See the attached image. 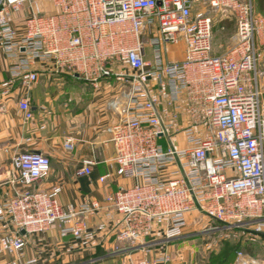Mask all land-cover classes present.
<instances>
[{
	"label": "built area",
	"instance_id": "obj_1",
	"mask_svg": "<svg viewBox=\"0 0 264 264\" xmlns=\"http://www.w3.org/2000/svg\"><path fill=\"white\" fill-rule=\"evenodd\" d=\"M50 2L56 13L46 12L42 0H0V47L20 59L11 76L27 86L37 83L39 74L32 70L37 61L53 62L58 71L92 85L115 76L124 104L112 103L121 115L111 129L114 164L135 185L107 196L105 206L86 202L67 208L59 188L16 189L0 202V225L11 227L0 236V251L15 257L4 264L36 263L23 261L25 235L56 225L63 237L73 238L71 250L88 248L96 234L85 218L101 214L116 232L113 255L149 256L164 243L192 235L264 248V21L254 0ZM23 7L25 32L19 37L12 17ZM218 10L236 19L233 46L222 55L214 49ZM180 44L185 60L170 61V46ZM146 48L152 50L151 62ZM20 109L26 121L33 119L28 100L20 101ZM171 132L183 134L185 147L160 142ZM65 149H74L71 140ZM12 163L19 173L14 186H33L51 168L48 156L32 152L16 155ZM94 165L85 161L77 177L91 176ZM193 214L207 222H191ZM192 225L202 230L188 233ZM179 254L166 247L162 255L127 264H174ZM236 255L235 264H264V254Z\"/></svg>",
	"mask_w": 264,
	"mask_h": 264
},
{
	"label": "crops",
	"instance_id": "obj_2",
	"mask_svg": "<svg viewBox=\"0 0 264 264\" xmlns=\"http://www.w3.org/2000/svg\"><path fill=\"white\" fill-rule=\"evenodd\" d=\"M42 5L48 13L57 12L50 0H42ZM24 13L23 7L12 17L19 37H23L25 32ZM260 41L264 49V27L260 30ZM183 55V50L177 55L171 54L169 49L170 61L181 62ZM21 59H24V54ZM146 60H153L152 50L149 48H146ZM19 62L20 59L9 58L0 47V202L13 196L16 189L25 192L59 188V200L64 208L86 202H99L105 206L107 196L134 186L135 181L125 180L117 174L114 164L116 148L111 142V129L121 121V115L120 108L113 107L112 103L118 102L121 106L124 104L121 100L124 88L116 77L112 76L92 85L65 71H58L53 62L37 61L32 70L39 74V80L27 86L23 80H14L11 76V69L19 65ZM120 71L119 66L114 67V73ZM263 81L264 78V88ZM23 99L30 103L33 112L31 121L25 120L20 109V101ZM67 140L73 142L72 151L65 149ZM163 140L165 145L173 143L178 148L186 145L181 133L171 132L169 136L162 137L160 142ZM28 152L48 156L51 160L50 171L33 186L19 182L14 186L19 173L13 168V158ZM85 161L95 163L92 175L79 178L77 172ZM173 170L175 169L171 168L170 172ZM106 175L110 178L101 183L100 179ZM198 218L207 222L196 214L190 220L194 222ZM85 221L89 230L96 234L88 248L71 250L73 238L63 237L60 227L56 225L45 233L25 235L23 261H36L34 264H127L130 260L136 262L162 255L167 247L174 256L180 253L181 261L177 259L174 264H198L194 253L197 251L195 242L199 243L200 235L181 238L170 244L164 243L154 248L149 256L142 253L118 256L112 254L119 245L113 223L107 222L103 214L94 219L87 217ZM102 225L106 229L99 232ZM9 230L11 227L0 225V236ZM203 241L206 243L210 240L203 238ZM219 252L220 250H215L214 253ZM14 258L0 251V264Z\"/></svg>",
	"mask_w": 264,
	"mask_h": 264
},
{
	"label": "rangeland",
	"instance_id": "obj_3",
	"mask_svg": "<svg viewBox=\"0 0 264 264\" xmlns=\"http://www.w3.org/2000/svg\"><path fill=\"white\" fill-rule=\"evenodd\" d=\"M254 5L257 16L264 21V0H254ZM24 12H25L24 13V20H25V18L27 17V12L26 11ZM213 18L215 21V30H214L215 53L217 55L226 54L233 46V38L236 33V19L229 13L224 12L222 10L215 11L213 14ZM185 49H186L185 44L170 46L171 54L174 53L178 55L180 52H182V50L184 51V55L182 59L183 61L185 60ZM262 64L263 62L261 63L260 68L261 70L264 71V64L263 65ZM161 143L165 145L164 140ZM201 230L202 228L200 226L196 227L192 225L187 232L193 233L195 231L199 232ZM203 238L209 239L210 241L204 243L205 241H203ZM232 242H234L236 245L240 243L238 241L236 242L232 241ZM195 244H196L195 249L197 250L196 253H194L196 254V258H195L196 262L198 264H208L215 250H220L219 253H221V251L225 248L226 242L225 240H219L217 236H212V237L200 236L199 243L198 241H196ZM207 245L213 246L212 249L208 250ZM239 247H240L239 250H236L235 252L243 251L244 253L256 258L257 257L262 258L264 254V248L261 245L251 246V248L250 247L248 248L245 245H241ZM217 259L218 258H216V261ZM236 260H237V255L230 257L229 260L224 264H235Z\"/></svg>",
	"mask_w": 264,
	"mask_h": 264
},
{
	"label": "trees",
	"instance_id": "obj_4",
	"mask_svg": "<svg viewBox=\"0 0 264 264\" xmlns=\"http://www.w3.org/2000/svg\"><path fill=\"white\" fill-rule=\"evenodd\" d=\"M225 242H226L225 248L221 251V253H217V254L214 253L211 256V259L208 264H224L229 260L230 257L236 256L237 252L235 251L239 250L240 248L239 246H241V244L238 243L236 245L235 243H232L230 241H225ZM247 247L251 248V246H247ZM216 258H218L217 261Z\"/></svg>",
	"mask_w": 264,
	"mask_h": 264
},
{
	"label": "water",
	"instance_id": "obj_5",
	"mask_svg": "<svg viewBox=\"0 0 264 264\" xmlns=\"http://www.w3.org/2000/svg\"><path fill=\"white\" fill-rule=\"evenodd\" d=\"M23 235H25V232H22Z\"/></svg>",
	"mask_w": 264,
	"mask_h": 264
}]
</instances>
